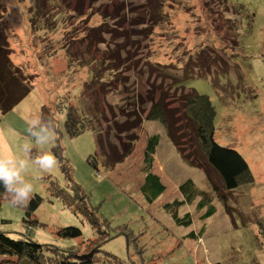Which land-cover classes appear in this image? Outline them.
<instances>
[{"label": "rangeland", "instance_id": "374dc122", "mask_svg": "<svg viewBox=\"0 0 264 264\" xmlns=\"http://www.w3.org/2000/svg\"><path fill=\"white\" fill-rule=\"evenodd\" d=\"M4 1L12 56L33 87L13 109L0 112V155L20 153L24 143L32 142L26 120L45 116L43 106L51 111L60 101L73 106L87 128L72 137L65 127L66 108L55 115V140L47 150L58 165L51 172L31 169L28 174L33 195L43 201L28 217L27 206L0 196V230L44 244L49 255L84 254L97 246L94 254L101 264H116L114 257L119 264H264V0ZM154 64L171 75L157 74ZM110 68L118 70L113 74ZM175 78L179 89L170 86ZM149 88H156L157 98L166 95L173 132L196 166L156 120H144L134 152L123 163L105 165L98 134L108 149L110 142L117 145L116 122L126 119L122 108L145 93L141 106L148 110ZM186 90L210 97L218 142L243 153L253 182L228 191L208 170L191 122L183 117ZM154 132L163 134L154 171L168 185L155 205L140 191L145 142ZM189 178L213 197V216L201 219L208 206L199 209L200 198L171 210L163 206L179 196L180 183ZM52 181L72 195L78 184L104 233L52 194ZM174 211L180 217L191 212L194 223H178ZM65 226L81 228L82 235L60 236ZM204 226L202 238L188 236ZM6 259L17 257L0 256V264Z\"/></svg>", "mask_w": 264, "mask_h": 264}, {"label": "trees", "instance_id": "16d2710c", "mask_svg": "<svg viewBox=\"0 0 264 264\" xmlns=\"http://www.w3.org/2000/svg\"><path fill=\"white\" fill-rule=\"evenodd\" d=\"M80 6V4H79ZM5 1L0 0V112H8L18 105L23 98L30 92L33 87L32 82L29 81L26 75H22L21 68L14 61L12 56L11 45L7 37V21L5 22L4 10ZM79 8L77 7V10ZM157 13V8L155 10ZM160 16V15H159ZM105 28V27H104ZM95 30V29H92ZM99 30L108 32L103 27ZM101 42L105 43L104 40ZM113 51L112 49H108ZM153 67L157 74L160 75H171L167 70L158 64H154ZM111 73H116L118 70L110 68ZM122 75V74H121ZM122 78V76H121ZM106 80V79H105ZM102 77V82H103ZM109 83V81H108ZM171 87L179 89L180 84L175 78L173 83H170ZM184 88V87H183ZM156 88H149L146 96L149 97L151 106L148 110H145L141 106V103L145 100V93L139 97V102L131 103L128 108H122L121 112L125 121L123 123L116 122L115 138L118 140V144L110 142L109 149L106 142H102V134L99 133L97 136L98 143L101 147V155L104 158V163L108 168H114L117 164L123 163L133 152L136 146V142L140 138L138 133L143 126L144 120H156L165 126L167 133L172 137L173 142L179 149L181 155L188 161L192 166L195 165L193 159H190L185 147L181 144L178 136L176 137L172 124V109L166 101V95L162 94L163 97H156ZM128 92V90H127ZM153 94H150V93ZM183 95L184 100L182 101L183 117L191 122L192 129L197 136L199 155L205 160L206 167L208 170L214 171L222 180L224 188L228 191L238 188L240 185L251 183L254 181L253 171L251 166L243 155V153L237 148L230 146H223L216 138L215 118L217 111L213 105L210 97L205 94H200L195 90H186ZM140 94V93H139ZM146 97V98H148ZM57 103L55 109L51 111L50 107L43 106L44 114L43 118L52 120L55 115L64 111L63 103L60 101ZM140 103V106L138 105ZM139 106V107H138ZM66 119L65 127L66 131L70 136L74 137L86 130L85 122L76 115V111L73 106L66 105ZM141 107V108H140ZM50 110L49 115L48 111ZM53 112V113H52ZM50 116V117H49ZM163 134L160 132H154L148 136L143 158V181L140 185V191L145 200L152 204L154 203L163 193L167 190L166 184L163 182L161 176L154 171V164L156 161V153L158 146L160 145ZM97 161V158H94ZM97 167V164L94 162ZM68 171V169H67ZM209 180L212 181L209 175ZM215 192L218 191V187L214 185ZM51 192L55 196L59 197L62 202L73 208L76 213L84 214L90 223L96 228L100 234L104 233L101 231L100 219L96 215L94 209L89 205L86 195L81 190L78 184H73V190L75 195L67 192L65 189L60 187L55 181H52ZM180 191L183 194L182 199H176L171 203L165 205V207L173 209L179 208L182 205H191L197 198L199 199L198 208L204 209L206 205L208 210L200 217L209 218L217 212V206L213 201V197L206 193L205 190L199 188L192 179L184 180L180 184ZM9 195L5 190L0 187V196ZM220 197V195L217 194ZM43 198L38 194L33 195L29 203L27 204V216L31 217L32 212L35 211L42 203ZM173 216L178 223L186 224L191 226L194 223L193 215L191 212H187L184 217H180L177 211H174ZM27 221V219H24ZM204 226L201 231L196 234L194 231L189 232L188 236L192 238H200L203 236L206 230ZM58 233L62 237H78L82 235V230L79 227L65 226L58 230ZM196 235V236H195ZM50 250L49 247L44 244H39L30 238H14L9 236L6 232L0 230V256L17 257V260L12 261L6 259L5 264H101L95 256V251L99 250L95 246L90 252L79 254L75 252H57L54 255L45 253V250ZM114 257V256H113ZM112 262L119 264L116 257L112 259ZM212 264H222L221 262H214Z\"/></svg>", "mask_w": 264, "mask_h": 264}, {"label": "clouds", "instance_id": "9594fccd", "mask_svg": "<svg viewBox=\"0 0 264 264\" xmlns=\"http://www.w3.org/2000/svg\"><path fill=\"white\" fill-rule=\"evenodd\" d=\"M26 123L32 142L24 143L20 153L0 155V187L9 194L15 206H27L33 197L35 185L28 175L31 169L51 172L58 165L56 155L47 150L55 140L53 121L35 115Z\"/></svg>", "mask_w": 264, "mask_h": 264}, {"label": "crops", "instance_id": "0c3cea01", "mask_svg": "<svg viewBox=\"0 0 264 264\" xmlns=\"http://www.w3.org/2000/svg\"><path fill=\"white\" fill-rule=\"evenodd\" d=\"M161 133V132H160ZM147 138H148V136H147ZM145 144H146V142H145ZM145 148V147H144ZM156 162V161H155ZM154 168H155V164H154ZM156 172V171H155ZM157 173V172H156ZM159 174V173H158ZM160 175V174H159ZM161 176V175H160ZM161 178H162V176H161ZM162 180H163V178H162ZM163 182L166 184V182L163 180ZM181 184V183H180ZM166 186H167V190H168V185L166 184ZM180 185H179V187H178V190H179V196H177L176 198H174V199H172V200H170V201H167V202H165V204L163 205L164 207H165V205L166 204H168V203H171V202H173L174 200H176V199H182L183 198V194H182V192L180 191ZM167 190L163 193V195L167 192ZM163 195H161L154 203H152V204H156V202L157 201H159V199H161V197H163ZM189 234V233H188ZM196 236V235H195ZM198 237H200V238H202V236H199L198 235ZM191 238L190 237H187V239L186 240H190ZM194 239H197L196 237L194 238ZM212 264V263H211Z\"/></svg>", "mask_w": 264, "mask_h": 264}]
</instances>
